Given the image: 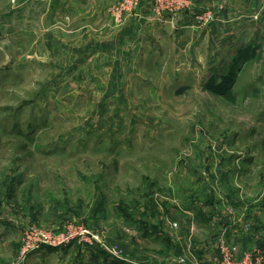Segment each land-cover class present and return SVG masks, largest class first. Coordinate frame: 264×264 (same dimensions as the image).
<instances>
[{
  "label": "rangeland",
  "instance_id": "obj_1",
  "mask_svg": "<svg viewBox=\"0 0 264 264\" xmlns=\"http://www.w3.org/2000/svg\"><path fill=\"white\" fill-rule=\"evenodd\" d=\"M93 6L0 0V264H195L221 230L264 251V53L160 99L98 55L122 25Z\"/></svg>",
  "mask_w": 264,
  "mask_h": 264
},
{
  "label": "crops",
  "instance_id": "obj_2",
  "mask_svg": "<svg viewBox=\"0 0 264 264\" xmlns=\"http://www.w3.org/2000/svg\"><path fill=\"white\" fill-rule=\"evenodd\" d=\"M111 2L86 0V4L93 3L101 11ZM191 3L185 13L172 17L157 15L150 5L142 2L113 37L107 35L110 39L103 41L98 55L111 61V67H125L131 84L137 85V89L147 86L160 99L185 90L191 92V88L207 92L227 84L232 70L241 68L237 60L244 58L245 52L250 53L248 63L262 58L264 0H191ZM208 8L217 13L218 19L207 27L195 18ZM244 35L248 36L247 42ZM211 82L216 86L211 88ZM200 249L197 259L205 263L213 255L212 248L204 245ZM191 257L195 258L192 254Z\"/></svg>",
  "mask_w": 264,
  "mask_h": 264
},
{
  "label": "built area",
  "instance_id": "obj_3",
  "mask_svg": "<svg viewBox=\"0 0 264 264\" xmlns=\"http://www.w3.org/2000/svg\"><path fill=\"white\" fill-rule=\"evenodd\" d=\"M142 2L150 5V8L157 15L168 14L170 16L176 15L178 12L189 9L192 5L191 0H113L108 11L111 19L114 21L116 26L123 25L127 16L136 12V10L142 5ZM201 15V16H199ZM212 11L210 9L197 14V17L201 19L203 16L210 17ZM205 17L204 19L207 20ZM202 21V20H201ZM200 21V22H201ZM44 237V234H41ZM40 234H38V238ZM51 241L45 239H37L35 245L41 243H46L50 246H58L60 244H66L73 239V235L68 233H59L58 235H52L48 237ZM225 231L221 230L216 237L215 244V254L208 259L205 263L197 261L195 259V264H263L264 263V251L263 249L254 248L248 251H238L237 247L229 245L226 239ZM28 249H33V247ZM109 253L115 258L124 260L116 249H110ZM191 256V253H189ZM186 259L187 256H186ZM180 263L186 264L184 259H180Z\"/></svg>",
  "mask_w": 264,
  "mask_h": 264
},
{
  "label": "trees",
  "instance_id": "obj_4",
  "mask_svg": "<svg viewBox=\"0 0 264 264\" xmlns=\"http://www.w3.org/2000/svg\"><path fill=\"white\" fill-rule=\"evenodd\" d=\"M228 85V84H227ZM227 85L226 84H223V85H221L220 87H218V88H214L213 90L217 93H224V91L226 90V88H227ZM226 87V88H225ZM108 264H124V262H122V260H113V261H111L110 263H108Z\"/></svg>",
  "mask_w": 264,
  "mask_h": 264
}]
</instances>
